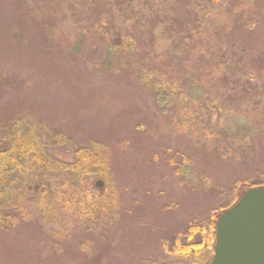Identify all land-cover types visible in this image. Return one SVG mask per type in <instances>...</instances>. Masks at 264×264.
<instances>
[{
  "label": "rangeland",
  "instance_id": "rangeland-1",
  "mask_svg": "<svg viewBox=\"0 0 264 264\" xmlns=\"http://www.w3.org/2000/svg\"><path fill=\"white\" fill-rule=\"evenodd\" d=\"M60 1L63 16H44L49 0H13L23 16L0 11V124L34 127L54 160L0 183V264H206L207 250L168 249L227 202L221 187L264 182V0ZM96 20L134 44L110 54L87 29ZM34 40L28 62L16 47ZM40 64L69 70L42 79ZM177 113L208 127L178 131ZM47 128L82 148V169L56 168L73 145H55Z\"/></svg>",
  "mask_w": 264,
  "mask_h": 264
},
{
  "label": "trees",
  "instance_id": "trees-1",
  "mask_svg": "<svg viewBox=\"0 0 264 264\" xmlns=\"http://www.w3.org/2000/svg\"><path fill=\"white\" fill-rule=\"evenodd\" d=\"M14 4L13 0H0V11H3V15L9 13L8 16H13V13L16 16H23L24 14H21L19 12H15L14 10ZM17 6V5H16ZM70 5L65 4L62 1L58 0H49L47 5H45V15L44 16H63V13L68 9L70 10ZM14 10V11H13ZM2 15V16H3ZM70 16V14H69ZM121 18H118V21H120ZM51 21V18L48 20V23ZM121 22V21H120ZM20 26L22 27L23 31L28 30L29 27L25 22L20 20ZM48 32L50 34L56 32L58 33L60 31V28L57 25H54L52 22L47 25ZM15 29V26H14ZM12 30V32H15V30ZM88 31H93L99 33V38L101 41H103L106 46L108 47L109 53H113L114 55H123L125 52V49L128 45L134 44V39L131 33H127L125 36V40H121L122 38L111 35V25L109 26V23H107L104 20H96L92 24H89ZM77 32H80L77 29ZM79 34V33H77ZM9 36H7L8 38ZM15 37V36H12ZM45 38V35L43 36V39ZM37 41V40H36ZM36 41H31L29 44H27L25 47L17 46L16 49L18 53L21 56H27L28 62H29V47L32 45H35ZM39 42V41H38ZM37 42V44H38ZM126 42V43H124ZM15 43V39H14ZM69 48V47H67ZM77 45L74 47V51H76ZM79 48V45H78ZM50 53V52H48ZM144 57L149 56L151 63H157L160 62V57L156 54H153L151 50L148 48H144L143 50ZM19 55V56H20ZM113 56V55H110ZM50 56L45 55L43 58H38V61H46L49 60ZM145 60L138 61L140 63V67L148 66ZM150 64V63H149ZM160 64V63H159ZM158 64V65H159ZM210 64V63H209ZM39 72H42L39 77H42V79H46L48 75L57 76L66 74V71L69 70L68 67H62L59 68L58 66L52 64L49 68H47L45 65L40 64L38 66ZM168 70V68H166ZM45 72V73H44ZM177 72V71H176ZM207 73V71H206ZM204 75V77H207L208 74ZM217 80L219 79L218 76L216 77ZM49 79V78H48ZM173 79L177 80L176 73L174 71V77ZM223 79V78H222ZM203 80L206 81V78H203ZM219 81V80H218ZM177 83V82H176ZM179 85V84H177ZM237 94V92H236ZM171 123L178 131H191V132H201L200 131V125H203L204 127H208L207 124H204L203 122H197L190 114H175L173 116H170ZM46 134L48 139L55 145H73V161L72 162H66V161H58L56 163L57 169L62 168H68L70 169H82V166L84 165L85 161L87 160L86 156L83 154V150L78 145H74L72 140L69 137L64 136L63 134L59 133L58 130H55L53 128L46 129ZM44 142L42 138L39 137L38 132L35 130L34 127H26V129H23L21 126H17L14 123H4L0 124V183H2V189L5 187V185H9L10 180L12 183L11 186L15 187L16 182L12 179H8L7 176L10 174H16L18 173L19 179L21 176H23L24 172L27 168H34V170H37L39 168L38 166L44 162L52 164L54 160L52 158L48 157L46 153H43L44 148ZM188 162V159H183L181 163ZM202 178L204 181L208 180V178L202 173ZM8 179V180H6ZM34 185V184H33ZM32 185V186H33ZM257 185H264V182L259 183H250L248 178H239L234 180L229 186L227 187H221L219 189L220 195H229V199L225 204H221L218 207H215L213 209H210L208 211L207 216H203L202 218H194L189 221L186 233L184 235V238L182 241L176 240V242L170 246L168 249L169 252L173 254H181V255H193L197 256L202 250H207L210 255L212 254V248L214 244L215 239V224L218 215L225 209H228L231 207L241 196L243 191L249 187L257 186ZM30 186V185H29ZM20 184L17 183V187L19 189ZM36 190L38 188H35ZM20 191L23 189H19ZM3 190L0 192V200L1 198H4V194L2 193ZM31 190L29 189V192ZM17 198H19V195H17ZM46 198V196L42 195V199ZM74 198V197H73ZM73 198H71L73 200ZM2 202V200L0 201ZM68 202V200H66ZM1 204V203H0ZM66 205H69L66 203ZM74 205V204H73ZM75 206V205H74ZM80 206H78L79 208ZM79 211L81 213L83 212L80 208ZM20 212L17 213V215ZM4 214V213H3ZM4 220L10 216L3 215ZM6 217V218H5ZM9 221L11 219L8 218ZM206 260V259H205ZM204 260V261H205ZM191 264H204L202 261H196L192 262Z\"/></svg>",
  "mask_w": 264,
  "mask_h": 264
},
{
  "label": "water",
  "instance_id": "water-1",
  "mask_svg": "<svg viewBox=\"0 0 264 264\" xmlns=\"http://www.w3.org/2000/svg\"><path fill=\"white\" fill-rule=\"evenodd\" d=\"M208 264H264V185L246 189L218 215Z\"/></svg>",
  "mask_w": 264,
  "mask_h": 264
},
{
  "label": "flooded vegetation",
  "instance_id": "flooded-vegetation-1",
  "mask_svg": "<svg viewBox=\"0 0 264 264\" xmlns=\"http://www.w3.org/2000/svg\"><path fill=\"white\" fill-rule=\"evenodd\" d=\"M188 29H189V28H188ZM251 70H252L251 67L248 65V66H247V70L244 71V72L247 73V72H249V71H251ZM239 89H240V90L237 91V94H238V95H242L243 89H242V88H239ZM237 94H236V95H237ZM249 95H250V94H249ZM0 201H1V200H0ZM0 221H1V220H0ZM211 259H212V256H211V258L208 260V262H209ZM208 262H207V263H208ZM207 263H206V264H207Z\"/></svg>",
  "mask_w": 264,
  "mask_h": 264
}]
</instances>
